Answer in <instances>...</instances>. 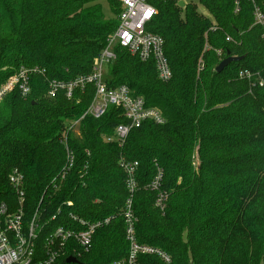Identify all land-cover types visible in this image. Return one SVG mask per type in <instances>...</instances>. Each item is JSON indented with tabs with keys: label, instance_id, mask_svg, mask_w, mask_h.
<instances>
[{
	"label": "trees",
	"instance_id": "obj_1",
	"mask_svg": "<svg viewBox=\"0 0 264 264\" xmlns=\"http://www.w3.org/2000/svg\"><path fill=\"white\" fill-rule=\"evenodd\" d=\"M179 1L150 0L157 12L147 30L164 40L169 80L158 78L152 60L118 46L105 65L108 87L126 85L164 120L143 121L118 146L105 139L127 120L115 106L99 118L85 114L92 84L70 98L64 90L46 95L49 80L92 72L116 29L117 1L0 0V87L20 68L44 71L29 76L26 96L15 86L0 102V203L17 208L8 181L17 170L23 220L37 212V248L56 227H75L71 215L109 219L95 229L89 249L80 250L78 263L66 262L70 245L55 264H108L127 256L121 214L130 193L120 156L138 164L131 194L137 242L170 258L139 255L136 264H264V25L253 24L247 0L238 12L234 0H199L206 14ZM254 1L264 13V0ZM227 56L240 59L216 72ZM76 120L77 135L68 130ZM66 146L74 163L58 183ZM158 169L162 210L155 206L158 192L147 187Z\"/></svg>",
	"mask_w": 264,
	"mask_h": 264
},
{
	"label": "built area",
	"instance_id": "obj_2",
	"mask_svg": "<svg viewBox=\"0 0 264 264\" xmlns=\"http://www.w3.org/2000/svg\"><path fill=\"white\" fill-rule=\"evenodd\" d=\"M247 1L252 4L253 24L264 25V13H262L260 6L254 0ZM117 2L119 13L116 29L107 39L104 48L95 57L92 72L67 82L49 80L46 95L53 97L58 90H64L66 97L70 98L75 88L83 89L87 84H92L94 96L85 114L99 118L108 106L121 109L127 123L118 124L114 128L113 134L106 137L105 140L116 142L118 146H122L133 127L139 126L145 120H151L156 124H161L164 120L156 108L147 107L144 99L133 95L126 85L117 87L106 85L104 69L105 65L116 57L114 47L126 49L141 61L152 60L155 63L158 78L162 81L169 80L172 77V72L164 55L163 38L147 30L149 22L157 12L150 0H117ZM240 2L241 0H234V12L239 11ZM217 54H220V51ZM31 74L44 75V71L37 66L20 68L0 87V102L15 86H18L22 96H26L30 91L28 80ZM77 123L79 120L72 122L68 130H73ZM73 163L72 151L66 146V162L58 175V183L65 178ZM118 164L125 173L126 188L130 193L121 214L125 224L128 252L125 258L108 264H136L137 257L146 254L156 255L164 262H169L170 258L165 252L137 242L135 235L136 218L132 212L131 194L136 189L135 172L138 164L136 161L126 160L123 156H120ZM161 177V170L158 169L156 176L147 186L150 190L158 192L155 206L160 210L164 207L163 200L165 197L163 192L159 191ZM8 181L11 189L15 192L17 208L10 210L6 203H0V264H55L57 258L64 254V250H67L70 245L73 255L68 257H74L77 260V257L80 256V250L87 251L91 246L95 229L109 221L107 218L104 221L89 222L71 215L75 221V227H56L43 240L41 248H37L39 228L37 212L34 213L29 222L23 220L24 191L21 173L13 170L8 176ZM54 185L57 186V183L54 182ZM67 204L71 205V202H67Z\"/></svg>",
	"mask_w": 264,
	"mask_h": 264
},
{
	"label": "water",
	"instance_id": "obj_3",
	"mask_svg": "<svg viewBox=\"0 0 264 264\" xmlns=\"http://www.w3.org/2000/svg\"><path fill=\"white\" fill-rule=\"evenodd\" d=\"M178 5L180 7H184L185 3L183 0H180L178 2ZM240 57H233V56H227L226 58L222 59L218 65L215 67V71L216 72H221L229 63H231L232 61H236L239 60ZM66 262L67 263H78V261L74 258V257H67L66 258Z\"/></svg>",
	"mask_w": 264,
	"mask_h": 264
},
{
	"label": "rangeland",
	"instance_id": "obj_4",
	"mask_svg": "<svg viewBox=\"0 0 264 264\" xmlns=\"http://www.w3.org/2000/svg\"><path fill=\"white\" fill-rule=\"evenodd\" d=\"M183 1H184V3L191 2L193 4H196L199 7V9L202 11V13L203 14H206V12L204 11V9L199 5V0H183ZM102 5H103V10H104V13H105L106 17H108V18H110V17L114 18L113 15L109 12V9L107 8V5L104 2H102ZM78 124L79 123H77V125L75 126V128L72 130L76 135L78 134Z\"/></svg>",
	"mask_w": 264,
	"mask_h": 264
}]
</instances>
